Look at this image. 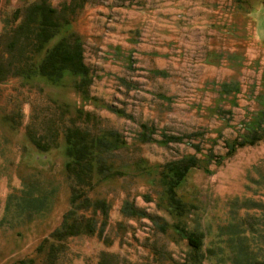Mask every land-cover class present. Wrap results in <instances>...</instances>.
<instances>
[{
    "label": "rangeland",
    "instance_id": "rangeland-1",
    "mask_svg": "<svg viewBox=\"0 0 264 264\" xmlns=\"http://www.w3.org/2000/svg\"><path fill=\"white\" fill-rule=\"evenodd\" d=\"M22 5L23 0H0V13L8 16ZM72 29L83 38L84 60L94 73L89 90L97 103H85L84 109L99 117L100 128L120 132L126 148L114 154L113 164L126 167L123 176L98 184L90 194L110 204L102 238L69 240L60 264H96L103 252L116 264H181L188 247L166 227L175 219L158 200L157 176L153 185L137 174L141 161L156 168L188 155L201 164L177 193L195 205L183 223L204 236L203 264H235L241 241L264 252V0H86ZM64 91L61 100L69 97L80 105ZM16 102L23 124L34 108L47 105L35 89L13 79L0 86V116ZM141 124L153 126L155 142L137 141ZM254 131L260 141L219 163L210 161ZM22 134L23 129L15 134L0 123V219L6 195L19 187L20 176L32 173L26 159L19 166ZM163 136L183 141L163 145L158 143ZM34 166L41 170L40 184L54 191L51 204L16 230L0 227V264H10L14 255L35 256L68 209L62 157L51 152L43 165ZM125 201L155 221L123 217Z\"/></svg>",
    "mask_w": 264,
    "mask_h": 264
},
{
    "label": "trees",
    "instance_id": "trees-1",
    "mask_svg": "<svg viewBox=\"0 0 264 264\" xmlns=\"http://www.w3.org/2000/svg\"><path fill=\"white\" fill-rule=\"evenodd\" d=\"M85 2L71 0L55 7L51 0H23L24 5L14 9L10 15L0 13V86L18 79L23 87L35 89L47 101V105L31 111L26 124H23V109L17 102L9 113L0 116V123L8 131L16 134L23 129L19 166L26 159L25 169L32 171L20 176L19 187L6 195L0 227L16 230L49 209L54 191L40 184L41 170L34 165H43L51 152L62 157L69 189L68 209L63 213L59 226L39 243L35 256L16 258L13 254L10 264H60L61 256L68 250L69 240L92 236L102 238L108 224L110 204L90 194L98 184L123 176L121 170L126 167L113 164L114 154L126 148L120 132L100 128L99 117L84 109L85 103H97L90 95L94 73L84 60L83 38L72 29ZM44 87L60 92H46ZM64 90L77 96L80 105L69 97L61 100ZM100 103L110 111L108 105ZM140 127L142 130L137 141L142 144L155 142L152 139L153 126L141 124ZM256 133L252 132L250 139L232 141L228 149L226 146L223 156L210 161L219 163L231 157L237 149L260 141L262 138ZM182 141L179 136H163L158 143L167 145ZM196 152L199 153L198 150ZM39 156L43 159H38ZM207 159L204 157L205 161ZM200 162L194 155L156 168L141 161L137 174L150 179L153 185L157 176L161 191L158 200L167 215L175 219L171 226L166 227L186 241L188 247L187 257L181 264H203L204 261L203 234L196 229H185L183 223V219H190L192 211L196 210L195 205L177 193L189 171L197 169ZM120 213L123 217L155 221L154 216L127 201L120 208ZM16 235L20 237L21 234L16 232ZM235 248L238 249L235 264H264V252L259 249L251 251L244 241ZM96 264L116 263L112 256L103 252Z\"/></svg>",
    "mask_w": 264,
    "mask_h": 264
}]
</instances>
